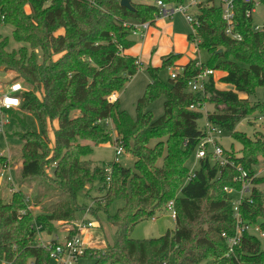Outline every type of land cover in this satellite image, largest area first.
<instances>
[{"label": "trees", "instance_id": "trees-1", "mask_svg": "<svg viewBox=\"0 0 264 264\" xmlns=\"http://www.w3.org/2000/svg\"><path fill=\"white\" fill-rule=\"evenodd\" d=\"M148 1L130 0L133 9L129 10L120 7V0H0V26H10L13 41L22 45L8 51L9 39L0 35V71L15 72L12 81H20L25 88L19 111L36 117L41 126L39 133L33 132L19 120V111L10 113L25 127L14 134L20 143L13 150L20 164L18 179L30 183L44 174L46 165H53L55 182L51 193L37 189L29 201L35 206L44 201L36 216L20 190L8 201L0 194V264H47L49 253L38 245L31 223L37 222L51 234L55 223L73 222L82 211L78 195L95 182L104 192V213L117 201L123 206L108 215L116 229L114 243L100 251L86 249L83 257H90L93 264H264L260 238L244 234L230 253L222 237H232L236 231L231 203L235 196L224 188L239 190L234 179L238 166L253 177L251 203L242 202L240 215L264 231V176L257 177L253 170L259 157H264V138L255 134L250 139L234 130L246 117L264 116V104H250L238 96L264 87V21L261 30L254 31L252 17H246L252 6L236 0L234 31L241 40L234 41L224 35L220 7L200 5L196 37L189 34L187 39H199L197 49L209 56L203 69L222 73L218 82L233 90L217 89L210 75L203 94L188 91L187 81L199 72L194 60L178 66L182 72L167 87L159 71L175 66L181 58L171 53L159 67L146 68L150 81L136 103L133 119L120 108L118 99L108 98L120 92L138 70L136 58L125 53L133 41L123 24L152 26L158 14L153 2L158 0ZM35 50L40 51V60ZM159 96L165 97L163 115L153 121L149 106ZM198 102L212 105L213 112L204 115L189 109ZM53 121L57 128L50 147L47 126ZM205 122L229 132L241 145L240 155L231 146L224 150L226 166L213 163L209 156L198 160L193 178L183 184L190 173L186 162L205 134ZM106 144H120L135 159L132 168L110 163L109 181L104 167L85 160L93 147ZM5 162L0 157L1 168ZM170 201L176 210L174 230L156 239H131L134 226L154 219Z\"/></svg>", "mask_w": 264, "mask_h": 264}, {"label": "rangeland", "instance_id": "rangeland-1", "mask_svg": "<svg viewBox=\"0 0 264 264\" xmlns=\"http://www.w3.org/2000/svg\"><path fill=\"white\" fill-rule=\"evenodd\" d=\"M144 3H149L147 0H143ZM28 13V8H25ZM197 12L195 8H191L189 10L190 15H193ZM164 21V25L173 26V33H167V31L160 34L159 37L154 39L156 44H160L157 46L164 47V49L169 47L171 44L175 45V35L187 36L188 34L193 33V26L189 25L182 14H174L172 17H169ZM252 21L254 25L262 26L264 21V6L259 4L256 6L255 11L252 15ZM125 29L130 30L129 39L133 41L134 46L136 43L141 44V39H139L138 35H134V27L138 26L137 24H132L130 21H126L123 24ZM154 28V27H153ZM138 31V30H137ZM12 28L10 26L1 25L0 26V35L2 37H7L9 39V45L7 47L8 51L16 50L20 46L19 43L13 41L11 37ZM61 33V31L59 32ZM181 44H185V52L183 54L184 59L188 60H196L198 59L200 62L205 63L208 60V53L204 50H198L196 52L195 44L185 37L184 40L176 39ZM136 44V45H137ZM131 46V47H132ZM130 47V48H131ZM172 53V50L170 51ZM35 55L37 60H40V51L35 50ZM170 53V54H171ZM173 54V53H172ZM58 56L53 57V59H57ZM135 58V57H134ZM137 60V59H136ZM138 61V60H137ZM148 66H153V62L151 61L141 64L136 74L130 78L125 87L117 93H113L108 98L110 101L119 100V105L122 110H124L131 118H136V103L142 97L147 84L149 83V75L146 71ZM174 69H178V66H173L170 68H164L159 71L160 80L170 88V75ZM15 72L10 70H1L0 71V85H3L11 80L15 79ZM222 76L220 72H214L213 77L216 80V87L219 90H233V88L229 85H223L218 82V79ZM239 98L246 99L250 102V104L261 103L264 104V87L256 88L252 95H246L244 93H238ZM165 101L164 96H159L150 106L149 110L152 113L153 121L157 120L163 115V103ZM205 111L213 112L212 105H206ZM19 116V120L24 121L26 127L33 131L39 133L41 131V126L39 120L31 115L17 112ZM56 121H53L47 126V136L50 140V147L53 145V133L56 129ZM111 130V134L113 135L114 140V132L112 130V126L108 127ZM25 127L19 125L18 122L10 119V124L6 128V134L0 135V153L3 154L1 156L5 159L6 170L8 171V175L13 179V185L17 190H20L24 197L27 196L32 199L37 189L48 190V193L52 192V189L55 187V182L52 174L53 165H46L44 168V174L35 178L30 183L27 182H19L18 179V170L20 164L17 163V156H15V152L13 150L19 149V141L14 137L15 133L23 132ZM235 131L242 132L246 134L250 139L255 138V134H259L260 138H264V117L262 115H252L250 117H246L242 119L236 126ZM82 144H87V142H83ZM154 144V143H153ZM219 144L222 146L224 150H231V146H233V150L236 151L237 155H240L238 152L241 149V145L235 141L230 133L227 131H223L222 136L219 139ZM92 145V144H90ZM119 147L120 144H106L100 145L92 148V152L85 160H90L92 165L106 167L110 163H112L115 159V148ZM239 153V154H238ZM134 157L127 153L124 149H122V154L118 156V164H120L124 168H132L134 164ZM187 169L190 173H193L195 170L199 168V163L194 158V154H192L186 162ZM0 167V171H1ZM257 177L264 176V157H259V162L253 168ZM5 182V181H4ZM4 182L0 181V194L5 201L10 199L11 193H9L8 188ZM186 182V178L183 181V184ZM50 187L49 189H46ZM101 184L95 182L92 185H87L86 189L81 192L77 197V202L81 207V213L76 214L75 220L73 222H64V223H55L53 226V231L51 234H47L46 231H43L38 237L42 242H48L52 239L54 235L59 237L60 242L63 240L64 236L68 234H73L77 228L75 223H77L81 218L86 214V219L93 224V228L88 230L85 235V240L88 244L89 251H100L106 249L108 246L114 243L116 229L109 224L108 215H114L120 207L123 206L122 201H117L111 204L108 208V214L102 211L104 206V192L100 190ZM179 194V193H178ZM177 194V195H178ZM236 196V194H232ZM44 201L40 202L38 205H32L31 202L30 209L34 216H36L41 210L42 204ZM175 228V221L171 218V214L168 210H164L163 212L157 214L154 219L145 220L136 226L130 231V237L134 240H144V239H156L160 238L166 234L167 231H172ZM261 245L264 248V238L260 239ZM94 260L90 257L81 258L77 264H93ZM47 264H58L57 261L53 259H49ZM201 264H205L204 262Z\"/></svg>", "mask_w": 264, "mask_h": 264}, {"label": "built area", "instance_id": "built-area-1", "mask_svg": "<svg viewBox=\"0 0 264 264\" xmlns=\"http://www.w3.org/2000/svg\"><path fill=\"white\" fill-rule=\"evenodd\" d=\"M148 1V0H147ZM236 0H185L184 3L179 5H166L161 1H155L153 4L158 10V14L155 19L158 18H169L174 14H182L185 18V21L193 26V36H195L196 27H198V21L196 19V13L190 15L189 10L191 8H197L200 5L208 4L209 6H218L221 9V17L225 23L224 35L234 41H240V34L234 31V19H235V9L234 4ZM263 0H243L244 3L252 6L251 9L246 11V17H252L256 6L262 4ZM138 26L134 27L133 34L138 35L139 39H144L148 29L150 28L149 23H141L137 24ZM138 30V31H137ZM261 30V26L254 25V31ZM199 42L198 38H195L193 43L196 47V52H198L197 44ZM195 61V68L199 69V72L191 77L187 81V89L190 92L196 94H203L204 87L207 78L210 75H213L214 72L209 69H203L202 62L198 59ZM138 69L141 66V62L137 61ZM182 72V68L174 69L171 72V79H176L180 73ZM25 91L22 83L20 81H9L3 85H0V135L6 134V128L10 124V113L19 111L21 104V93ZM207 104L198 102L197 104L191 105L189 107L192 111H198L206 115L208 112L205 111ZM264 117V116H263ZM204 128V136L197 144L194 151V158L196 161L204 159L209 156L213 163L218 164L219 166H226L229 164V160L227 155L224 152V149L219 144V139L222 136L223 130L219 127H216L209 122H205L203 124ZM122 154V148L117 146L115 148V156L116 159L113 163H118V156ZM3 156L0 153V157ZM104 173L106 174V180H110L111 167L108 165L104 168ZM193 173H189L186 177V182L190 181L193 178ZM237 183L240 184L239 190H234L229 187H225L224 191L227 194H236V196L232 199V208H233V218L235 221V235L232 237L226 236V234H222L227 240L229 246V252L232 253L233 248L239 243L242 235L249 234L256 236L260 239L264 238V231L261 230L259 225H252L246 223L239 212V207L243 201L246 199L251 203L250 196L252 194V179L248 173L242 169L241 167L236 168V177L234 178ZM0 181L7 182V188L9 193L13 194L18 190L13 185V179L8 175V171L6 168L1 169L0 171ZM25 203H29V197H24ZM166 210H168L171 214V218L173 220L176 219V210L174 207V202L170 201ZM77 230L73 234L66 235L63 240L60 242L59 237L54 235L51 240L48 242H42L38 239L39 235L43 232V228L40 224L33 221L30 225V228L34 231L36 235V240L39 246L46 249L49 253V259H53L58 262V264H77L78 261L83 258L86 249H88L87 241L85 240V235L88 230L93 228V224L86 219V214L75 223Z\"/></svg>", "mask_w": 264, "mask_h": 264}, {"label": "crops", "instance_id": "crops-1", "mask_svg": "<svg viewBox=\"0 0 264 264\" xmlns=\"http://www.w3.org/2000/svg\"><path fill=\"white\" fill-rule=\"evenodd\" d=\"M167 18H158L155 19V23L150 26V28L148 29L146 36L144 37V39H141L139 41H141V44H135L134 46H132L130 49H128L125 53L135 57L139 62H141V64L146 63V62H153V66L152 67H159L161 65V60L163 57L167 56L168 54H170L171 50L173 54H179L181 55V58L176 62V66H183L184 64H186L188 61V59H184L182 56L185 52V44H181V43H177L178 41L176 39H180L184 40V38L187 36H183L181 38V36H177L175 35V45L171 44L168 48L166 47L164 49V47H159L157 48V46L161 45L160 42L159 44H156V42H154V39L156 37H159L161 33L167 31V33L172 34L173 33V26H169V25H164V21ZM154 27V28H153ZM164 34V33H163ZM179 69V67H178ZM57 126V123H56ZM57 128V127H56ZM53 143V142H52ZM65 237V236H64Z\"/></svg>", "mask_w": 264, "mask_h": 264}, {"label": "water", "instance_id": "water-1", "mask_svg": "<svg viewBox=\"0 0 264 264\" xmlns=\"http://www.w3.org/2000/svg\"><path fill=\"white\" fill-rule=\"evenodd\" d=\"M120 7L121 8H125V9H129V10H132V6L130 4V0H120ZM220 52V51H218Z\"/></svg>", "mask_w": 264, "mask_h": 264}]
</instances>
